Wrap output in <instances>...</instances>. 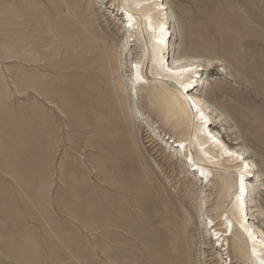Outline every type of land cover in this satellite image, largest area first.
I'll use <instances>...</instances> for the list:
<instances>
[{
	"label": "rangeland",
	"instance_id": "1",
	"mask_svg": "<svg viewBox=\"0 0 264 264\" xmlns=\"http://www.w3.org/2000/svg\"><path fill=\"white\" fill-rule=\"evenodd\" d=\"M144 1L156 54L142 2L0 0V264H254L234 201L243 179L264 234V0ZM155 56L198 66L178 81L250 168L170 151L198 123Z\"/></svg>",
	"mask_w": 264,
	"mask_h": 264
},
{
	"label": "bare ground",
	"instance_id": "2",
	"mask_svg": "<svg viewBox=\"0 0 264 264\" xmlns=\"http://www.w3.org/2000/svg\"><path fill=\"white\" fill-rule=\"evenodd\" d=\"M159 1L160 4L157 8V11L160 12L162 10H166L167 7H165V4L163 3L162 0H156ZM140 2L142 4L140 5ZM148 2L144 0H133V4H135L136 7L140 5L138 8L139 13H143V11H146L144 13L145 19H144V24L148 27L146 32L149 34L150 41L152 43L153 47V54H156V50L159 47H169V28L165 26H153L152 25V18L148 16L147 10L148 8H145L144 5H146ZM120 6V5H119ZM119 9H117L118 11ZM120 15V14H119ZM124 17L126 18L124 28H133L134 24L136 23V18L133 16L131 13H124ZM128 37H131L130 35ZM153 60L158 64L161 65V69L164 73V76L168 77L169 79H173L177 82V85L179 87L178 91L180 95L182 96V102H183V109L188 112V116L192 118L193 121H196L198 123L197 127V135L198 138L196 141L192 142V139L188 138L186 140H180V141H174V140H166V145H169L170 151L177 152L179 155H181V152L186 150V149H191L194 143V148L198 147L196 149V152L198 154L199 159L202 161L204 160V163H209L211 164L214 161V158L216 159L217 157L222 159V155L224 156V159L229 160L230 158L234 159L235 161H242L245 164V169L243 168L242 170H246L250 168L252 165L251 163L244 158L243 153L237 152L235 150H232L228 148L226 145H224L219 139H218V134L211 130L209 126H211L212 123V116H211V108L207 104L206 101L200 98L193 97L189 94V90L194 89V85L196 84L197 80H193V77L189 79L186 82H179L178 80L180 78L186 77L189 73H193L198 66H195L190 63H181L179 60L172 61L171 64H167V61L164 62L163 57H157L155 56ZM132 76L134 79H142L140 73H139V68L136 63L132 66ZM190 90V91H191ZM210 147L214 148V151L218 153L217 156L212 154V151ZM206 148V149H205ZM202 159H201V157ZM180 157V156H179ZM184 159L186 162L189 163L188 170L189 171H196L198 177L203 180V175L206 170V168L199 166L195 161H193L192 158H189V156H185ZM217 160V159H216ZM215 160V161H216ZM218 161V160H217ZM251 173V171H249ZM251 176V174H248V177ZM252 176H255L253 174ZM207 181V178L205 179ZM205 181V182H206ZM236 199L234 201V207L239 211L240 214V222L239 225L240 227L245 230V233L248 236V239L250 240L252 247H253V252H252V260L254 264H264V258H263V253H264V234L261 231H252L249 230L247 227L245 228L242 222L247 223L249 220H251V215L249 214L250 207L248 205V199H249V191L247 190V182L245 180H241L239 182V188H238V193L236 194ZM251 227L253 225L249 223ZM220 238V236H219ZM218 238V239H219ZM259 248L260 250H256ZM248 253V252H247ZM246 256H248L246 254ZM224 264V262H223ZM226 264V263H225Z\"/></svg>",
	"mask_w": 264,
	"mask_h": 264
},
{
	"label": "crops",
	"instance_id": "3",
	"mask_svg": "<svg viewBox=\"0 0 264 264\" xmlns=\"http://www.w3.org/2000/svg\"><path fill=\"white\" fill-rule=\"evenodd\" d=\"M140 218H142V217H140ZM150 224H151V222L148 221L147 219L146 220H140L139 225L136 224L137 228L135 230V233H136V235H138V229H140L141 230L140 231L141 232V238H142L143 242H145V243L147 241V235H148V231L147 230L150 227ZM142 230H144V231H142ZM142 234H143V237H142Z\"/></svg>",
	"mask_w": 264,
	"mask_h": 264
}]
</instances>
